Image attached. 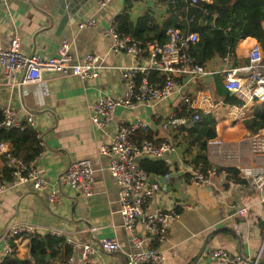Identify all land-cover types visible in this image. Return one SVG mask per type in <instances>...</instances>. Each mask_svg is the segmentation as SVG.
<instances>
[{
    "label": "crops",
    "instance_id": "obj_1",
    "mask_svg": "<svg viewBox=\"0 0 264 264\" xmlns=\"http://www.w3.org/2000/svg\"><path fill=\"white\" fill-rule=\"evenodd\" d=\"M105 2L100 5V2ZM163 0H129L132 21L147 12H154L159 21L167 18ZM127 0H5L0 5V46L8 49L14 39L25 55L42 57L57 55L61 41L70 44L73 61L80 62L87 53L101 58L99 76L81 80L74 76H61L44 71L41 81L32 86L22 85V72L16 71L12 79L4 76L0 66V107H9L25 120L31 117L34 130L40 135L43 150L36 160V169L49 183V188L35 191L31 183L13 185L3 183L0 194V235L14 222L34 225L38 234L60 233L78 242H97L116 239L121 251L99 252L92 264H125L126 254L134 252L122 226L119 211V187L108 172L110 159L99 153V147L108 144L122 121L143 120L148 123L147 135L156 142H167L175 150L161 158L169 169L168 177L149 178V185L158 191L146 206L147 213L175 210L179 215L168 229L165 241L158 246L164 264H215L212 253L224 250L230 258L236 255L255 258L264 264V191L253 190L249 180L239 177L241 170L249 169L258 175L264 172V155L251 152L253 136L244 121L253 117L261 104H222L211 115L215 119L216 137L222 142L211 150L200 152L197 144L186 139L185 129L163 131L157 126L153 114L166 117L175 104L166 100L155 107L140 106L133 110L118 109L111 121L98 128L90 120V107L101 97L120 99L124 85L120 68L135 64L125 53H113L112 40L106 35L111 22L120 15ZM93 19L94 25L79 28ZM264 28V21L262 23ZM255 44L253 38L241 40L234 50L233 65H246L248 52ZM207 64L221 67L220 58ZM217 93V83H216ZM236 99V98H235ZM262 129L261 131H263ZM204 155L217 169L211 182L199 188L189 181L195 159ZM230 155L231 158H227ZM136 160L137 166L139 160ZM87 160L94 174L92 195L76 194L69 187L60 188L59 180L71 161ZM0 156V177L6 168ZM199 166V165H198ZM202 166V165H201ZM225 169L238 172L235 181ZM244 182H241V181ZM61 190L58 203L49 202V194ZM246 209L240 217L238 211ZM94 227L91 233L88 230ZM140 234L145 227L138 224ZM28 239L16 243L17 253L25 257ZM3 244L0 243V256Z\"/></svg>",
    "mask_w": 264,
    "mask_h": 264
},
{
    "label": "built area",
    "instance_id": "obj_2",
    "mask_svg": "<svg viewBox=\"0 0 264 264\" xmlns=\"http://www.w3.org/2000/svg\"><path fill=\"white\" fill-rule=\"evenodd\" d=\"M4 2L5 0H0V5ZM176 2L163 0L161 5L168 8ZM182 2L191 7H198L199 4H210L212 0ZM104 3L101 1L100 5ZM94 22L93 19L86 20L79 28L90 27ZM106 35L112 40V52L130 55L135 64L120 68V79L124 85V94L120 99L101 97L92 103L90 120L98 128L107 125L118 109L133 110L140 106L152 108L166 100H172L175 104L166 117L153 114L157 126L170 132L180 128L188 129L199 122L201 115H213L222 104L216 99L218 78L228 94L242 104L264 103V48L260 44L251 47L246 65L234 66V51H228L220 58L221 67L215 68L209 64L201 65L191 54L190 46L199 39L195 32L168 28L164 33V43L153 39L142 46L140 41L119 33L113 20ZM0 66L8 80L12 79L16 71H21V84L26 86L39 83L44 71L65 77L74 76L81 80H93L98 78L102 69L101 58L94 53L85 54L80 62L75 63L70 54V44L65 40L60 42L56 56L42 57L35 53H21L19 41L14 39L8 49L0 46ZM0 111L3 118L0 129H34L31 117L22 120L9 107H0ZM148 128V123L143 120L122 121L111 141L99 147V153L110 159L108 172L119 187L118 204L122 226L135 249L134 252L126 254L125 264H164V256L158 246L165 241L170 224L179 217L175 210L154 213H147L145 210L158 191V186L148 184L150 176L139 169L136 160L159 159L176 148L167 142L158 143L152 138L148 139ZM37 139L43 147L38 133ZM221 144L219 140H208L206 148L211 150L213 146ZM250 147L254 155H264V130L250 138ZM0 156L12 169L13 185L31 183L35 191L49 188L48 181L42 178L36 169V161L29 165L24 164L12 155L10 146L4 142H0ZM227 158L231 156L227 155ZM216 171L213 166L204 169L199 165L190 172L189 181L199 188H204L210 184V179ZM93 174L94 169L89 161H71L59 180L60 188L67 186L76 194L89 197L92 195ZM238 175L242 180H249L253 190L264 191V172L256 175L246 169L241 170ZM167 177L168 175L164 176ZM3 186L0 184V194ZM60 199L61 190H54L49 194L50 203H58ZM238 214L240 217L245 216L246 209H240ZM138 224L145 227L143 235L137 230ZM95 230L91 227L88 231L93 233ZM36 233V227L28 223L14 222L8 225L0 235V243L3 244L0 263L14 252L11 243L16 245L18 241ZM51 235L62 237L60 233L55 232ZM66 242L73 254L64 264H92L99 252L110 254L121 251L116 239L78 242L66 238ZM212 257L215 264H259V255L255 258L241 255L230 258L222 249L213 251Z\"/></svg>",
    "mask_w": 264,
    "mask_h": 264
},
{
    "label": "trees",
    "instance_id": "obj_3",
    "mask_svg": "<svg viewBox=\"0 0 264 264\" xmlns=\"http://www.w3.org/2000/svg\"><path fill=\"white\" fill-rule=\"evenodd\" d=\"M176 1V4L167 8L165 21L160 22L153 12H147L132 21L131 3L127 0L124 11L114 19L119 33L140 41L143 46L153 39L164 43V33L168 28L195 32L199 39L190 46V52L201 65L215 58H223L228 51L233 52L241 40L248 37L255 39L264 48V0H212L210 4H199L198 7L188 6L182 0ZM217 94L227 104H240L223 88L219 78ZM2 119L0 111V123ZM215 124L213 116L201 115L198 123L182 129H185L190 145L197 144L199 151L203 153L206 151L207 141L216 137ZM244 125L253 135L264 129V103L256 107L253 117L244 121ZM0 142L7 143L12 155L26 165L36 161L43 150L39 145L37 132L29 127L23 130L0 129ZM194 164L202 165L204 169L211 166L204 155L198 156ZM138 167L151 177H164L169 172L162 160L140 159ZM225 173L239 181L236 178L237 171L225 169ZM11 181L12 169L6 166L0 177V184ZM27 239L25 257L19 256L15 244L11 243L14 252L0 264H64L73 254L63 236L36 233Z\"/></svg>",
    "mask_w": 264,
    "mask_h": 264
}]
</instances>
